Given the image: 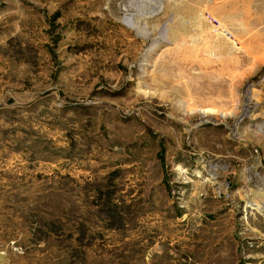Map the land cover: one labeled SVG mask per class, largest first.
<instances>
[{"label":"rangeland","instance_id":"374dc122","mask_svg":"<svg viewBox=\"0 0 264 264\" xmlns=\"http://www.w3.org/2000/svg\"><path fill=\"white\" fill-rule=\"evenodd\" d=\"M257 207L264 0H0V264L245 259Z\"/></svg>","mask_w":264,"mask_h":264},{"label":"crops","instance_id":"0c3cea01","mask_svg":"<svg viewBox=\"0 0 264 264\" xmlns=\"http://www.w3.org/2000/svg\"><path fill=\"white\" fill-rule=\"evenodd\" d=\"M259 210L263 215V226H264V207L256 208ZM246 230L248 231V234L251 233L253 235V241L255 244V248L252 252L249 254V258H243L239 259L238 257V245L231 244L230 249H228V252H230V258L223 257L222 252L223 249L216 250V253L214 254V258H186L184 259V264H264V227L263 228H256V227H247ZM257 235H256V233ZM199 250H203L202 248H199ZM228 258V259H227Z\"/></svg>","mask_w":264,"mask_h":264}]
</instances>
